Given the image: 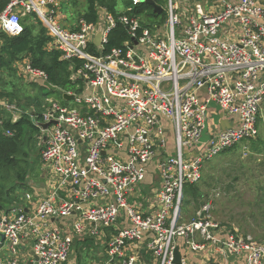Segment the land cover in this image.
Wrapping results in <instances>:
<instances>
[{
    "label": "built area",
    "instance_id": "1",
    "mask_svg": "<svg viewBox=\"0 0 264 264\" xmlns=\"http://www.w3.org/2000/svg\"><path fill=\"white\" fill-rule=\"evenodd\" d=\"M70 1L9 0L0 14V32L11 36L35 15L51 38L48 50L84 62L72 74L83 91L66 93L81 108L48 99L41 114L33 113L49 193H26L29 210L21 204L0 215L8 249L0 264H70L75 243L87 239L103 247L102 264H145L143 253L151 264H174L180 240L194 255H207L203 264H232L225 248L244 264H264V242L224 229L212 218L211 202L194 222L181 223L185 187L202 180L209 161L259 134L264 0H166L165 25L153 27L141 16L117 18L100 8L97 22L80 20L75 29L60 21ZM146 1L132 0L127 11ZM118 24L130 40L105 54ZM15 69L27 82L48 81L28 58ZM212 107L237 125L199 150ZM0 108L16 120L30 112L2 98ZM151 163L160 183L147 190Z\"/></svg>",
    "mask_w": 264,
    "mask_h": 264
},
{
    "label": "rangeland",
    "instance_id": "2",
    "mask_svg": "<svg viewBox=\"0 0 264 264\" xmlns=\"http://www.w3.org/2000/svg\"><path fill=\"white\" fill-rule=\"evenodd\" d=\"M77 1L78 5L76 7L71 3L62 5L60 21L63 27L69 28L73 26L78 21V13L84 11L85 0ZM118 1V9L122 12L129 8L132 0ZM65 7L68 8L67 11L63 9ZM164 20V14H161L160 18L141 17V23L148 27H153L156 21L165 25ZM4 78L6 81L16 85L17 95L20 98L19 102L22 107L38 110L36 98H39L43 101L55 99L61 106L69 109L81 108L73 100L64 98L67 92L64 95L53 93L51 94L52 98H47L44 94L48 91L40 88L43 85L42 83L27 82L19 75L18 78L8 77L7 75ZM35 84H38V86H34ZM259 115V134L256 138L244 140L236 147L222 153L205 165L204 177L197 183L201 188L203 197L189 205H186L184 200L181 223L194 222L197 212L202 209L204 202L209 201L212 203L211 214L213 220L224 229L232 231L230 228L233 227L239 234L249 235L257 242H264V101ZM253 142L261 143L257 150L253 149ZM41 147V133L36 134L27 130L23 140V154L19 158L23 162L27 173L26 180L28 181L23 186H20L19 193L21 194L31 189L30 182L35 183L45 175V165L41 159ZM12 185L9 183L7 188H11ZM14 200L16 201L17 199ZM11 205L12 200L7 201L5 208H9ZM4 248L0 254L5 252ZM90 251L91 248L86 252L87 259L90 256L88 254ZM86 255L83 254L82 259L84 261L87 260ZM87 263H89V260H87Z\"/></svg>",
    "mask_w": 264,
    "mask_h": 264
},
{
    "label": "trees",
    "instance_id": "3",
    "mask_svg": "<svg viewBox=\"0 0 264 264\" xmlns=\"http://www.w3.org/2000/svg\"><path fill=\"white\" fill-rule=\"evenodd\" d=\"M152 1L155 5L162 8H164L166 3V0ZM8 3L9 0L0 1V14L4 11ZM67 3H71L74 7L78 5L77 0ZM118 6V0H85V9L83 12L78 13V21L86 20L89 23L97 22L98 9L100 8L107 9L117 18L122 15L160 18V15L155 14L153 7L147 2L140 4L132 12L127 10L121 12ZM63 9L65 11L68 10L66 7ZM163 14L165 15V13ZM78 21H76V23ZM23 25L24 30L18 36H11L4 32H0V98L21 106L16 85L6 81L4 77L7 75L8 77L18 78L15 64L25 58L30 60L34 68L43 70L47 74V82L56 88V90H52L45 86H39L41 89L44 88L48 91L44 94L45 97L50 98L53 93L64 95L66 92H82L84 87L83 82L81 80L74 81L72 79V74L74 71L81 69L84 62L77 58L66 61L63 60L62 54L59 51L48 50L47 46L51 38L43 23L37 19L35 15L25 17ZM69 28L75 29L74 26H70ZM128 40H130V37L126 27L118 24L109 35L104 53L106 54L115 48H122L124 43ZM34 86H38V84ZM36 102L38 110L31 111L35 114H41L44 101L36 98ZM23 108L29 109L24 106ZM32 112L24 114L21 119L16 122L12 121L10 115H6L0 126V214L5 209L7 201H11L12 198L18 200L19 196L16 193V189L19 186H23L27 181V173L19 157L23 154V140L27 130L36 134L40 133L39 128L32 121ZM259 124L260 115L258 125ZM8 133H12L13 136H10ZM260 144V142H253V149L257 150ZM9 183L13 184L11 188H7ZM202 197L203 193L198 184H190L185 187L186 205L192 204L193 201H198ZM207 202L205 201L204 204ZM227 227L230 228L228 225ZM230 229L234 232L233 227Z\"/></svg>",
    "mask_w": 264,
    "mask_h": 264
},
{
    "label": "crops",
    "instance_id": "4",
    "mask_svg": "<svg viewBox=\"0 0 264 264\" xmlns=\"http://www.w3.org/2000/svg\"><path fill=\"white\" fill-rule=\"evenodd\" d=\"M42 86L46 87V85H42ZM50 98H52V97H50ZM45 102L46 101H44L43 105L45 104ZM43 105H42V110H43ZM21 108H23V107H21ZM25 110H28L30 112L35 111V109L32 111H31V109H25ZM210 114H211V119L209 121V127L207 130V133L205 134V136L203 138L201 146L199 147V150H204L206 148L210 138L217 135L219 132L230 129V128H234L237 125L238 120L236 117H229L226 114H224L223 112L216 109L215 107H212L210 109ZM6 115H8V116L10 115L12 121H14V122L21 119V117L18 120L14 119V115L12 113L6 111L3 108H0V122L1 123H2L3 118ZM0 126H1V124H0ZM170 138L171 139H170L169 144H170V148H171V152H172L174 142H173V137L171 136ZM146 169H147V178H146L144 187L147 190L151 189L152 187H158V185L160 183V177H159V174L156 170V163L148 164L146 166ZM29 184L31 186V189L26 190L24 194L19 193L20 186L16 189L17 195L19 197L20 196L21 197L20 198L18 197V200H16V201L12 198V205L9 208H5L1 212V214L5 213V212L9 211L10 209L14 208L15 206L21 205V204H24L26 209L29 210L31 206L25 199L26 193H32L34 195H36V194L48 195V193H49L48 180H47L45 175L43 176V178L41 180H39L35 183L30 182ZM19 199H20V201H19ZM70 228H71V226L68 225V229H70ZM178 247L180 248L182 256L188 260V264H203L207 260V255H194L193 253H191L188 250V248L184 245L182 240H180L178 242ZM3 248L5 249V252L3 254H0V260H5L8 258L7 245H6V243H4L2 241V239H0V252ZM90 248H91V251L88 252V254L90 256L87 259L86 252H87V250L89 251ZM30 251H31L30 247H27L26 252H30ZM72 253L73 254H72L70 264H102L106 260V254L104 252L103 247L101 245L97 244L96 241L92 240V239H87L83 242L77 241L74 245ZM83 254L86 255L85 257L87 260H89V263H87V260L84 261V259H82ZM25 255H27V253H25ZM150 258L151 257L149 255H147L146 253L142 254V260L145 264H151L149 261ZM219 258H221V257L219 256ZM243 262H244V258H242V259L238 258V259L232 261V264H244Z\"/></svg>",
    "mask_w": 264,
    "mask_h": 264
},
{
    "label": "water",
    "instance_id": "5",
    "mask_svg": "<svg viewBox=\"0 0 264 264\" xmlns=\"http://www.w3.org/2000/svg\"><path fill=\"white\" fill-rule=\"evenodd\" d=\"M146 2L153 7V10H154V13L155 14H157V15L163 14V8L162 7H159V6L155 5L152 0H147ZM100 40H101V37H100V35H98L97 38H96V40H95V42H96L97 45H100L101 44L100 43ZM46 87L48 89L56 90V88L53 87L48 82L46 83ZM64 98L66 100H74L75 99L74 95H67V94L64 95ZM49 126H50V124H41V127L44 130H47L49 128ZM2 240H4V239L2 238ZM225 253H226L229 261H234L235 260V255L231 254V252L229 251V249L225 248ZM174 264H182V254H181V251H180V248L179 247H176V249H175V260H174Z\"/></svg>",
    "mask_w": 264,
    "mask_h": 264
}]
</instances>
